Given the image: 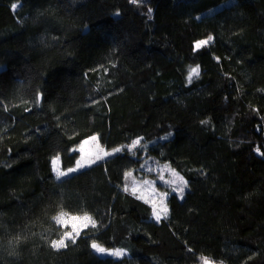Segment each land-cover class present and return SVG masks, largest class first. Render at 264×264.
Listing matches in <instances>:
<instances>
[{
    "label": "trees",
    "instance_id": "1",
    "mask_svg": "<svg viewBox=\"0 0 264 264\" xmlns=\"http://www.w3.org/2000/svg\"><path fill=\"white\" fill-rule=\"evenodd\" d=\"M0 67V264H264V0H0ZM92 135L122 151L58 177ZM150 163L187 182L160 220Z\"/></svg>",
    "mask_w": 264,
    "mask_h": 264
},
{
    "label": "rangeland",
    "instance_id": "2",
    "mask_svg": "<svg viewBox=\"0 0 264 264\" xmlns=\"http://www.w3.org/2000/svg\"><path fill=\"white\" fill-rule=\"evenodd\" d=\"M92 137H96V139L93 140ZM78 149L81 153V157L78 159V161L83 163L85 166L83 168L77 169V171L82 170L88 167L89 165H91L93 160L97 162L101 158L105 157L104 153L106 151L99 144L97 135H92L88 137L87 139H85L83 143L78 147ZM55 158L56 157L53 158L52 164H53V168L56 174L58 172H66L67 169L77 167V162H76V164L72 167H69L67 169L62 168L61 163H60V157H59L58 162L54 164L53 161L55 160ZM146 169L149 174L143 179H136L138 181H136L134 185L132 184V189L133 191L136 192V194L139 195L140 198H142L143 200H145L146 202L150 204V206L152 207L153 218L156 219L154 216V211H160V209H162L163 207L165 206L167 207L166 197L168 193L172 192L173 189L180 183L179 178L182 176L176 170H175V173H178V176L173 175L172 170L174 169L167 164H156V163L151 164L150 163L148 164ZM72 173H69L64 176H58V175L57 176L61 178V177L68 176ZM169 181H176V184H170ZM85 215H74V214L62 213L58 216L60 219L59 220L57 219V220L59 224L65 229V233L71 232L73 233L74 236H76L81 232V230L93 224V218L90 215H87L88 217L91 218L90 221H85L83 219H79V220L73 219L74 217L83 218ZM162 217L163 215L161 216V218ZM74 224L76 225L75 229L73 228ZM97 245L106 250L104 252H99L96 249H94L101 256H113V257L119 258L126 254L125 251L120 250V249H112V248L108 249L99 244ZM203 264H215V263L212 262L211 260L205 259L203 261Z\"/></svg>",
    "mask_w": 264,
    "mask_h": 264
},
{
    "label": "snow or ice",
    "instance_id": "3",
    "mask_svg": "<svg viewBox=\"0 0 264 264\" xmlns=\"http://www.w3.org/2000/svg\"><path fill=\"white\" fill-rule=\"evenodd\" d=\"M133 2H136V0H133ZM11 7L15 11L17 9L18 5L16 3H13ZM212 40H213V37L209 36L206 40L197 41L195 47L196 48H200L202 46L208 45ZM193 76H196V77L199 76V66H197L195 68H190L189 76H188V82L189 83H191ZM92 139L95 140L96 137H92ZM164 139H167V137H164ZM140 144H141V139L134 140L132 142V144L129 146V148L134 149ZM120 151H122L121 148H116V149H113L112 152H105L104 155L108 156V155H112L113 153H118ZM256 151L260 152V149L257 148ZM260 154L264 155V153H260ZM58 160H59V157H56L55 160L53 161V163L55 164L56 162H58ZM92 163H95V160H93ZM84 166L85 165L83 163H81L80 161H77V167L76 168L67 169L66 172H58L57 175L58 176H64V175H67L69 173L75 172V171H77V169L83 168ZM172 172H173V175L178 176V173H175V170H172ZM126 176H131V173H127ZM179 179H180V183L173 189V191L177 192L180 195V198H183V194H184L185 188L187 187V182L184 181L182 177H180ZM169 183L170 184H176V181H169ZM125 190H127V188ZM167 214H168V209H167L166 206L163 207L162 209H160V211H154V216H155V218L157 220H159L162 215L166 217ZM57 219L59 220L60 218L57 217ZM73 219L74 220L83 219L85 221H90L91 220V218L88 217L87 215H85L83 218L74 217ZM73 228L74 229L76 228L75 224L73 225ZM66 239H71V241L73 243H75V236L73 235V233L69 232V233H65L64 236L61 239L53 241L52 242V247L57 248V249L67 247V245L65 243ZM92 247L94 249H96L97 251H99V252L106 251L105 249L99 247L95 242H93Z\"/></svg>",
    "mask_w": 264,
    "mask_h": 264
}]
</instances>
